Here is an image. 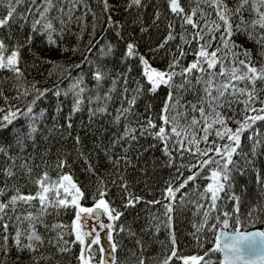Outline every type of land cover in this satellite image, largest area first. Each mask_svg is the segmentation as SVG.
Returning a JSON list of instances; mask_svg holds the SVG:
<instances>
[{"label":"snow or ice","instance_id":"6c2138e0","mask_svg":"<svg viewBox=\"0 0 264 264\" xmlns=\"http://www.w3.org/2000/svg\"><path fill=\"white\" fill-rule=\"evenodd\" d=\"M22 3L24 0H0V8H6V11L0 14V29H10L12 23L17 20L24 22L21 27L25 24L30 26L25 44L14 45L10 54L5 55L9 52L8 45L0 39V70L12 73L17 82L13 85L17 92L15 99L32 95V90H35L33 100L25 111L19 108L13 110L12 107L0 108V130L11 131L9 125H12L18 116H24L29 120L27 132L17 130L13 137L15 145L21 152L24 151L27 140H32L35 145V133L38 131L36 124L44 116L42 111L36 116L32 105H35L36 101L44 97L48 91H52L56 97L62 92L59 86L42 91L36 83L26 80L20 83L24 79V72L19 66L20 49L31 45L33 34L44 36L49 45L56 46L54 37H62L73 22L81 25L83 31L87 16L92 14L93 30H95L96 19L87 0H41L39 5L37 0H30L31 4L36 5L35 12L29 8L27 14L19 15L17 5ZM188 3L190 7L186 10L181 6L180 0H167L168 9L180 22V32L177 33L176 25L169 21L168 35L159 45V48H164L169 41L177 38L180 41L177 45L178 55H174L167 71L152 68L143 55H138L133 43L127 44L124 59L138 56L142 75L150 87L137 81L136 87L131 90V95H128L127 76H123L124 98L121 100V107L116 109L113 122L120 124L123 120L125 123L123 133L117 137L114 145L125 141L131 146V142L137 141L141 136H150L162 145L164 155L169 158L166 164L168 167H175L177 175L174 180L168 182L165 189L164 199L168 203L162 204L160 200L147 203L162 204L166 218L162 223L165 227L171 226L173 213L177 211V203L180 207L193 204L196 209L194 215L201 212L203 214V220L197 231L208 226L209 230L214 232V239L210 241L213 247L208 249L204 256L182 258L183 264H201V261L204 264H264V230H246L247 224L251 222L254 226L257 219L264 224V175L259 171L256 172L258 199L249 208L244 219L239 209L241 197L233 190L234 173L245 175L249 168L253 167L254 158L260 154V151H264V133L256 127L258 122L264 121V0H235L233 6L229 5L228 0H188ZM103 4L104 11H109L108 0H103ZM141 5L142 0H130L128 7ZM80 8L84 10L77 16L76 12ZM54 10L57 14L51 15ZM246 12L250 18L245 17ZM29 15L32 16L30 21ZM160 15L158 11L154 23L160 19ZM108 23H114L110 16ZM236 35L245 36L247 41L255 45V55L259 60L253 58L254 53L251 49L238 44L233 39ZM11 38L9 36V39ZM193 44L195 48L192 47ZM92 51L93 48H89V52ZM112 54L113 49L110 45L102 46L98 52V60ZM189 54L194 59L187 65H182L181 60ZM82 63H88L94 69L92 78L97 89L101 88L103 81L109 76L106 68L99 62H92L88 56L84 57ZM71 67L65 70L69 73L68 79L73 82L63 92L65 96L70 93L73 96L72 109L66 117L68 129L73 126L72 115L81 110L84 102L83 94L87 90L82 76L72 77ZM74 67L81 68V64H76ZM128 71L130 72L131 68ZM117 82V79H112V87L105 95L95 97L97 101L102 99L104 103L96 108H90V117L108 112L107 101L112 99L111 93L115 91ZM3 83L4 81L0 80V84ZM161 86L167 88L168 92L160 111L154 117L137 119L136 126H133L130 117L136 115L134 108L139 97L146 92L156 94ZM187 95H191L193 99L187 100ZM0 96H3L2 90ZM89 103H92L91 97ZM125 104L127 106H124ZM151 107L150 104L147 105L146 111H150ZM57 111H60L59 107ZM229 112L232 113L231 116L228 115ZM229 123L235 124L236 127H229ZM245 132L249 133L248 151H245L242 143ZM45 139L47 140V137ZM76 143H80L79 137H76ZM11 146V141L8 142V148L0 144V154L13 161L12 165L0 169L5 177L4 185L0 187V264H8L13 249L18 254L14 264H20L19 254L24 252L31 255L32 264H41V261L50 262L53 256L40 251L45 243L55 248L57 253L65 254L72 251L71 245L76 242L81 246L79 255L75 257L78 264H120L115 255L120 250V245L114 240L112 233L125 232L123 226L117 231L113 224H99L101 230L105 228L108 230L107 248L103 246L94 248V245H101L100 233L95 229L85 230V220L93 215L99 220L98 210L103 211L111 221L119 220L122 215L121 212L111 208L104 199L107 195L104 178L97 176L98 186L93 196L94 207H83L80 200L83 199L84 193L70 175L60 173L56 179H53L47 171H44L42 175L34 176L33 166L27 162L30 157H21L26 162L19 164V171H13L18 157L9 154ZM185 154L189 158L188 163H184ZM177 157L181 161L179 164H176ZM108 160L119 176L120 184L117 186L123 189L127 196L125 207H134L142 198L128 191V184L119 172L121 160L125 164L131 162L127 156V149L125 155L116 159L108 156ZM44 163L46 165L47 162ZM66 164L65 159H58L56 167L62 169ZM36 167L39 168L41 165ZM183 170H187L190 174L185 177ZM205 170H207L206 174ZM88 171L96 175L92 165H89ZM13 177L16 180L9 185L8 181ZM21 179L26 180V184H21ZM198 179L209 182L202 190L200 185L196 184L191 192L197 199L186 200L189 194L182 193L181 190L190 182L195 184ZM176 181H179L178 187L173 186ZM112 183L116 184V180L114 179ZM27 184L34 185L36 191L23 192L22 189ZM243 191H247L246 186ZM177 193H181L179 198ZM221 200L235 201L236 206L232 212L224 211L217 215L215 224H209L210 214L219 212L218 201ZM34 201L36 203H33ZM68 207L75 209V218L71 225L59 223L49 225L46 222V217L59 215L61 208ZM21 208H24L23 212L20 211ZM40 228H43L45 233L52 232L55 235L46 238ZM64 228H70L67 235H74L75 240L64 238L65 233L58 231ZM156 231H159L158 225ZM127 232L129 236H135V232L130 228ZM135 243L140 249L139 254L136 250H129L131 257L135 258L134 264H145L144 245L139 239ZM175 244L173 236L171 255L165 257L162 264H170L174 257H178ZM97 251L101 254L99 257L96 255ZM36 253L39 255H35ZM212 253L219 254L217 259L214 262L211 259L205 260V257Z\"/></svg>","mask_w":264,"mask_h":264},{"label":"trees","instance_id":"16d2710c","mask_svg":"<svg viewBox=\"0 0 264 264\" xmlns=\"http://www.w3.org/2000/svg\"><path fill=\"white\" fill-rule=\"evenodd\" d=\"M40 2L41 0H37V5ZM129 2L130 0H108L109 11L105 12L103 0H87L88 6L96 17L95 30H93V15L89 14L84 22L83 31H81V25L73 22L62 37H54L56 46L49 45L44 36L33 34L31 45L20 49L19 66L24 72V79L20 83H24L25 80L36 83L42 91L59 86L62 94L56 97L52 91H48L44 97L36 101L35 105H32L36 116H39L41 111L44 113V116L36 124L38 131L35 133V145H33L32 140H27L24 151L21 152L13 140L17 130L25 133L28 130L29 120L24 116H18V119L14 120L12 125H9L11 131L7 129L0 130V144L8 148V142H12L9 154L18 157L15 160L16 167L13 168V171H19V164L26 162L21 157H30L27 162L32 164L34 176L42 175L44 171H47L53 179H56L60 173L70 175L84 193L81 203L85 205L94 204L93 196L98 186L97 176L103 177L107 184V195L104 199L110 204L111 208L122 213L120 219L111 221V224L114 225L117 231L120 226L126 229L125 232L119 234L116 231L112 233L114 240L120 245V250L115 254L120 264H134L135 258L131 257L129 250H136L139 254L140 249L135 243L137 239L141 240L144 245L145 264H162L165 257L171 255L173 236L176 241L175 249L178 257H174L170 264H183L182 258L204 256L205 252L213 247V243L210 241L214 239V232L210 231L208 226L197 231L203 220V214L201 212L194 215L196 209L193 204H185L180 207L177 203V211L173 213L171 226H164L162 221L166 218L162 204L168 203L164 199L165 189L168 182L174 180L177 175L176 169L167 166L166 162L169 158L164 155L162 145L150 136L139 137L137 141L131 142V146L125 141H120L114 145V141L123 133L125 122L123 120L120 124L113 122L116 109L121 107V100L124 98V75L127 76L128 95H131V90L136 87L137 81L146 87H150V85H147L146 78L142 75V66L138 56L124 59L127 44L133 43L136 46L138 55H143L151 67L160 71H167L174 55H178L177 45L180 41L179 38L169 41L164 48H159V45L168 35L169 21L176 25L175 31L177 33L180 32V22L168 9L167 0H142L140 7L132 6L131 8L128 7ZM180 2L186 10L190 7L188 0H180ZM228 3L233 6L235 0H228ZM29 8H32L35 12L36 5L31 4L30 0H24V3L17 5V13L25 15ZM83 10V8L78 9L76 15L79 16ZM5 11L6 8H0V14ZM158 11L161 14L160 19L154 23ZM56 14L55 10L51 13V15ZM109 16L114 23H108ZM245 17L250 18L247 12ZM31 19L32 16L29 15V21ZM22 24H24L23 21L17 20L12 23L10 29H0V39L4 40L9 49V52L5 55L10 54L14 45L25 44V40L30 33V26L25 24L24 27H21ZM9 36L12 38L9 39ZM233 39L238 44L251 49L254 53L253 58L259 60V57L255 55V45L247 41L245 36L236 35ZM105 45L112 47L113 54L98 60L99 49ZM192 47L195 48V44ZM89 48H93L91 53ZM158 48L159 50L155 51ZM73 49L76 51H73ZM185 50L187 51V47ZM86 56L92 62L101 63L109 73L108 78L103 81V86L99 89H97L92 78L94 69L91 68L90 64L82 63ZM193 59L194 57L189 54L181 60V64L187 65ZM76 64H81V68H75ZM57 65L61 67L57 68ZM69 66H72V77L82 76L84 86L87 89L83 94L84 102L81 110L72 115L71 123L73 126L71 129L67 128L66 117L72 109L73 96L71 93L67 96L63 95V92L73 82L68 79L69 73L65 70ZM257 66L259 67V64ZM129 68H131L130 72L128 71ZM112 79H117L118 82L115 91L111 93L112 99L107 101L108 112L90 117L89 109L96 108L104 103L102 99L97 101L95 97L105 95L107 90L112 87ZM0 80L4 81L3 84H0V90L3 91V96H0V108L12 107L13 110L19 108L21 111H25L33 100L35 90H32V95L15 99L17 92L14 90L13 85L17 82L14 80L12 73L0 70ZM167 92L168 89L161 86L156 94L147 92L142 94L134 108L136 115L130 117L132 125L136 126L137 119H144L148 116L154 117L160 111ZM89 97L92 98L91 104L89 103ZM186 99L191 100L193 97L187 95ZM149 104L152 106L151 110L146 111V106ZM58 107L59 112L57 111ZM228 115L231 116L232 113L229 112ZM229 127L235 128L236 125L229 123ZM256 127L261 133H264V121L258 122ZM50 130L52 131L50 132ZM248 135L249 133L245 132L242 137L245 151H248L250 144L247 139ZM45 137H47V140ZM76 137L80 139L79 144L76 143ZM201 147H204V145H201ZM126 149L131 162L125 164L121 160L119 172L128 184V191L134 196L142 198L134 207H125L127 196L123 189L117 186L120 184L119 176L108 160V156L116 159L125 155ZM58 159L67 161L64 168L58 169L56 167ZM234 159H238V157H234ZM45 161L47 162L46 165ZM180 162L177 157L176 164ZM188 162L189 158L185 154L184 163ZM12 164V160L0 154V169ZM36 165H41V167L37 168ZM89 165L93 166L96 175L88 171ZM183 171L185 177L190 174L187 170ZM257 171L264 175V151H260V154L254 158L253 167H250L245 175L234 173L233 190L241 197L239 209L242 219L247 217L249 208L258 199L255 184ZM206 172L207 170H205V174ZM114 179L116 184L112 183ZM4 180L5 177L0 172V187H3ZM15 180V177L9 180V185ZM208 182L205 179H198L195 184L190 182L181 192L189 194L186 200L189 198L197 199V197L192 196L191 190L196 184L200 185L202 190ZM20 183L26 184V180L21 179ZM178 185L179 181H176L173 186L178 187ZM245 186L247 191H243ZM22 191L34 193L36 188L34 185L27 184ZM8 195H11V193H8ZM180 195L181 193H177V198ZM153 200H160L162 204L152 205L147 203ZM200 202L203 203L204 201ZM218 205L219 212H211L209 224H215V217L222 212H232L236 203L232 200H221L218 201ZM24 207L26 208V206ZM20 211L23 212L24 208H21ZM156 217L158 219H155ZM74 218L75 209L68 207L67 209L61 208L59 215L54 214L46 217V222L49 225L54 223L71 225ZM157 225L159 226L158 232L156 231ZM129 228L135 232V236L128 235L127 229ZM253 229L264 230V224L260 223L259 219L256 220L254 226L249 222L246 230ZM39 230L45 233L43 228ZM218 230L216 229V231ZM58 231L65 233L64 238L66 240H75L74 235H67L70 228ZM54 235L55 233L52 232L45 233L46 238ZM80 247L79 242H76L71 245V252L59 254L55 248L45 243L40 251L46 255L51 254L53 259L50 262L41 261V264H78L75 257L79 255ZM17 255V252L13 249L8 264H14ZM35 255H39V253ZM218 255V253H212L210 256L205 257V260L211 259L214 262ZM19 257L20 264H32L31 255L28 252L19 254ZM201 264H204V262L201 261Z\"/></svg>","mask_w":264,"mask_h":264},{"label":"rangeland","instance_id":"374dc122","mask_svg":"<svg viewBox=\"0 0 264 264\" xmlns=\"http://www.w3.org/2000/svg\"><path fill=\"white\" fill-rule=\"evenodd\" d=\"M153 68V67H152ZM69 199H71V197H69ZM80 204L83 206V207H94V204L93 205H85V204H82L81 203V200H80ZM98 215H99V220L96 219V216H92L90 218H88L87 220H85V230H90V229H95L97 232L100 233V236H101V245L99 246H96L94 245L93 247L94 248H98V247H106L108 246V241H107V228H105L104 230H101L99 228V224L100 223H104L105 225L107 224H111V220L108 219L107 215L103 213V211L101 210H98ZM96 255L97 257H99L101 254L97 251L96 252ZM106 255V253H105Z\"/></svg>","mask_w":264,"mask_h":264},{"label":"water","instance_id":"95a60500","mask_svg":"<svg viewBox=\"0 0 264 264\" xmlns=\"http://www.w3.org/2000/svg\"><path fill=\"white\" fill-rule=\"evenodd\" d=\"M98 214V213H97ZM94 216H96V215H94ZM254 230H258V229H253V230H249V231H254Z\"/></svg>","mask_w":264,"mask_h":264}]
</instances>
